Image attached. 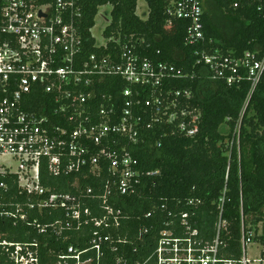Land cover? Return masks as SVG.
Returning <instances> with one entry per match:
<instances>
[{
	"label": "built area",
	"instance_id": "1",
	"mask_svg": "<svg viewBox=\"0 0 264 264\" xmlns=\"http://www.w3.org/2000/svg\"><path fill=\"white\" fill-rule=\"evenodd\" d=\"M207 1L171 0L168 24L173 18L188 20L186 43L197 46L194 67L205 64L213 79L224 80L228 86L247 79L251 95L264 74V54L248 50L236 57L221 48H207L203 22ZM224 1L236 8L257 0ZM83 15L80 0H0L2 32L7 36L0 41V217L26 220L33 209L41 213L43 208L62 209L65 221L43 225L35 218L33 222L39 232L50 228L56 234L63 228L79 230L92 223L90 248L79 251L70 245L69 255L62 256L75 258L77 264H91L92 258L83 260L82 253L95 250L99 259L104 245L111 241L109 230L121 223L122 210L110 203L115 192H134L145 174L122 140L137 143L145 127L157 122H171L181 135L194 137L199 132L201 111L189 104L182 106L181 100L192 98V91L176 89L170 83L187 76L186 70L145 55L144 50L150 47L145 41L120 42L118 49L111 50L110 42H119L104 33L111 19H106L103 42H97L94 27L90 28L95 47L103 51L87 52L80 28ZM111 76L126 83L119 106L111 93L98 96V85ZM38 94L47 99H39ZM105 167L110 176L100 196L105 210L100 216L84 201V196L93 194L92 187L83 186L73 194L54 191L43 183V171L56 177L75 175L71 184L79 188L81 175L99 177ZM15 186L26 202L8 196ZM181 219L183 235H175L172 228L161 231L158 264L237 263L221 256L222 218L210 241L199 238L188 213ZM255 236L254 230H244L239 264H250L248 248L256 242ZM2 244L7 250L15 247L10 256L18 259V264H24L22 260L38 264L37 241ZM260 245V257L254 260L264 264V246Z\"/></svg>",
	"mask_w": 264,
	"mask_h": 264
},
{
	"label": "trees",
	"instance_id": "2",
	"mask_svg": "<svg viewBox=\"0 0 264 264\" xmlns=\"http://www.w3.org/2000/svg\"><path fill=\"white\" fill-rule=\"evenodd\" d=\"M138 1L80 0L85 48L89 53L103 51L95 47L90 28L96 23L99 8L111 5L112 17L104 33L119 39L110 42L111 50L118 49L120 42L140 39L150 45L145 55L185 69L187 76L170 83L176 89L192 91V98L181 100V105L189 104L201 111L199 132L187 137L178 133L171 122H157L145 127L137 143L122 140L145 174L134 192H115L111 199L110 203L122 210V218L118 227L109 230L111 241L104 245L99 259L92 249L82 253V259L92 258L91 264H158L156 249L161 231L172 228L175 235H183L181 218L188 213L199 238L209 241L215 238L222 218L221 256L239 264L244 230H254L255 240L264 246V74L251 95L247 79L232 86L213 79L205 64L194 67L197 46L186 43L190 22L173 18L168 24L171 0H145L149 9L146 18L137 13ZM207 3L203 15L207 48H221L236 57L248 50L264 54V1L242 2L236 8L224 0ZM6 37L0 18V41ZM125 86L120 77H108L98 85V96L111 93L119 106ZM38 98L47 99L42 94ZM145 118L149 120L148 115ZM43 176L44 185L54 191L74 194L83 186L92 187L93 194L84 196L85 204L95 215L104 214L100 196L110 176L108 167L99 177L81 175L79 188L71 184L75 175L56 177L43 171ZM8 196L21 203L27 200L18 194L16 186L11 187ZM35 218L43 225L66 220L64 211L58 208H43L42 213L30 210L26 220L0 217V264H15L10 258L15 247L7 250L3 241H37L38 264H77L75 258L62 257L69 255L70 245L79 251L90 248L95 228L92 223L79 230L63 228L59 234L50 228L41 233L33 223Z\"/></svg>",
	"mask_w": 264,
	"mask_h": 264
},
{
	"label": "rangeland",
	"instance_id": "3",
	"mask_svg": "<svg viewBox=\"0 0 264 264\" xmlns=\"http://www.w3.org/2000/svg\"><path fill=\"white\" fill-rule=\"evenodd\" d=\"M111 10H112L111 5H104V6H101L99 9V13L95 19L96 24L93 28V34L97 38V42H103L104 41L103 30L107 24L106 19L109 20L112 17V11ZM148 10L149 9H148V5H147L146 1L145 0H139L137 13L142 18H146L148 15ZM261 249H262V246L260 245V243L258 241H256L254 244H251L249 246L248 254H249L250 259H251L250 264H260L257 260H254V259H257L260 257ZM10 257L12 260H14L15 264H18L17 263V261H19L18 259L14 258L13 255H11ZM22 262L24 264L27 263L25 260H22Z\"/></svg>",
	"mask_w": 264,
	"mask_h": 264
},
{
	"label": "crops",
	"instance_id": "4",
	"mask_svg": "<svg viewBox=\"0 0 264 264\" xmlns=\"http://www.w3.org/2000/svg\"><path fill=\"white\" fill-rule=\"evenodd\" d=\"M208 1H209V0H208ZM208 1H207V2H208ZM207 4H208V3H207ZM206 7H207V5H206Z\"/></svg>",
	"mask_w": 264,
	"mask_h": 264
}]
</instances>
